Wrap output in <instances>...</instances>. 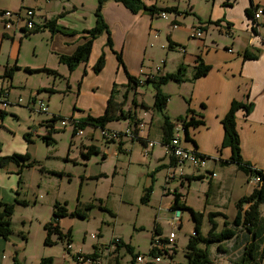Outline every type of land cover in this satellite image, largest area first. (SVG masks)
I'll use <instances>...</instances> for the list:
<instances>
[{"label": "rangeland", "instance_id": "1", "mask_svg": "<svg viewBox=\"0 0 264 264\" xmlns=\"http://www.w3.org/2000/svg\"><path fill=\"white\" fill-rule=\"evenodd\" d=\"M168 1L158 0L157 3L165 8L162 5H167ZM97 6L98 0H0L1 11L17 12L31 7L36 10L35 22L38 25L44 21V16L58 25V32L55 33L51 27H42L36 34H9L2 39L4 27L0 16V82L5 79V83L10 86V100L13 102L0 118V156L14 153L30 155V160L25 161L26 166L22 170L19 165L24 163L22 161L19 164L12 162L6 166L0 165V201L15 205L11 224L13 233L9 239L0 236V264H40L44 257H52L53 264H115L116 260L120 264H133L131 254L125 248L119 249L114 241L120 238L130 243L136 252L148 254L154 236L165 237L170 233L173 211L169 207L176 193L183 195L182 201L189 194V203L203 213L202 237L207 235L211 227L208 213L204 212L209 180L186 181L183 189L179 181L167 182L166 169L155 171L157 157L164 155L166 146L159 128L151 129L150 137L157 142L151 150L153 154L145 159L139 143L134 145L135 154L132 158L124 154L117 157V148L112 144L86 159L85 154L89 149L84 143L91 141L93 134L94 142L100 145L102 128L98 127L93 133V128L88 125L83 128L81 137L72 135L80 119L92 115V112H103L105 98L111 90L113 92V88L116 98L124 101L116 89L124 84L127 73L118 61L115 50L107 44L106 32L93 40L89 60L80 63L73 71L59 58L62 53L72 54L78 45L91 38L86 31L96 25ZM166 12L167 19L161 17L159 12L152 16V21L151 15L146 13L147 22L139 16L143 12L136 13L139 14L135 21L137 32L140 26L142 34L151 31V38L143 46V50L147 48V54L140 60V79L145 84L138 86V91L145 93L143 98L151 107L146 108L137 99V94L130 93L124 109L130 110L132 116L143 118L147 128L149 114L144 111L152 109L155 87L153 82L146 80L149 75L161 76L166 60V69H174L183 54L176 48L170 50L166 34H182L183 37L190 34L182 29L186 26L184 24L173 27L174 12ZM25 23L21 21V26ZM137 35L141 38V34ZM127 49L126 54H131V48ZM103 53L106 65L96 71L97 60ZM15 66L20 69L14 71L12 78L3 76L7 69H14ZM158 66H161L160 71L156 70ZM26 67L35 69V72L29 73ZM184 71L186 76V69ZM20 96L24 103L16 104ZM130 96H134L136 104ZM31 97L42 99L47 111L37 112L32 103L26 105ZM154 110L162 118L163 112ZM54 117L56 131L52 134L53 142L48 144L44 136L50 128L47 124L52 123L50 120ZM128 122H133L130 117L111 122L107 127L119 129ZM104 151L108 154L106 159H103ZM218 171L221 174V169ZM232 177L244 189L252 186L245 181V175L240 171ZM150 185L153 186L151 200L143 204L141 198L144 189ZM180 189L183 192H179ZM23 201L26 203L22 204ZM56 203L67 208L68 214L61 218L63 221H59V224L64 234L70 232V241L67 237L60 239L57 233H53L51 242L46 243L47 231L44 226L53 220ZM232 211L231 208L230 215ZM260 211L264 217V203ZM78 212L85 213L87 217H80ZM216 220L220 230L223 218L219 216ZM194 228L191 212L183 210L182 227L176 234L172 256L161 258L156 264L184 262L185 247ZM68 243L71 244L70 249ZM237 243L234 240L222 242L229 248L227 252L219 250V244L213 242L202 243L201 247L207 251L210 264H238L243 247ZM79 252V256L92 252L99 256L96 261H86L85 258L79 262L74 258ZM262 262L264 264V256Z\"/></svg>", "mask_w": 264, "mask_h": 264}, {"label": "crops", "instance_id": "2", "mask_svg": "<svg viewBox=\"0 0 264 264\" xmlns=\"http://www.w3.org/2000/svg\"><path fill=\"white\" fill-rule=\"evenodd\" d=\"M144 1L146 4L155 3L158 5V0ZM158 6L161 7V5ZM162 6L175 8L176 11L174 12L172 21H175L178 26L180 24L186 25L182 29L190 33L187 34L188 38H186L187 36L183 37L182 34H166L170 50L176 48L183 54H181V59L178 60L174 69H166V63H168L166 60L164 71H161L160 75L177 72L181 66H184L186 76L179 83L170 81L162 86V91L168 96L164 114L177 122L176 127L180 125V121L176 120L180 116L186 117L188 115L186 119L189 120L192 115L203 121V124L198 127H190L189 134L192 141L185 139V144L188 147L198 149L204 155L211 158L209 169L216 173V176L213 178H207L203 174L200 175L203 176L201 180L204 178L209 180L204 212H220L221 214H225L229 220H232L237 213V201L241 197L249 195L255 188L254 185L246 189L242 188L232 175L240 171L245 175L246 182L249 179L248 175L239 170L235 164H225L230 158L232 150L230 146L224 145L226 135L222 120L234 101L251 104L252 106L249 113L241 109L237 112L236 116L242 157L247 165L264 171V13L257 20L258 27L256 23L252 27L251 22L254 15L250 17L248 14V10H252L254 13L258 7L264 10V0H170L167 5L164 4ZM103 15L111 31L114 45L113 50L122 54L124 64H127L129 73L142 81L140 79L142 66L140 60L147 54V48L143 50V46L151 38V31L148 30L147 34H142V27L140 26V31L137 32L135 21L136 17H138L136 15L139 14L131 12L120 2L108 0L106 5H104ZM139 16L144 22H147L146 13ZM150 17L152 21V16ZM49 20V17L44 16V21L37 28L41 29L45 27ZM184 22H187V24ZM54 25L55 27L52 31L55 33L58 32L56 28L58 25ZM193 29H200L202 36L200 38L193 37ZM16 33L25 34L26 32L23 29H17L14 30V33H10L3 29L1 33L2 39L9 34ZM137 34H141V38H138ZM127 48H131V54H126ZM246 52L256 54V57L247 58L245 57ZM198 60H201L205 65H209L210 69L205 75L194 78L196 67L199 64ZM3 76L5 77V75ZM126 78H124V84L121 85L120 89L117 87L116 92L123 96L129 90L128 98L130 93L137 94V99L148 106L146 108H150V104L143 98L145 93L139 92L138 87H129L128 79ZM144 84L145 82L142 81L141 85ZM111 92L112 90L108 97L105 98L106 103L103 104V112L100 114L92 112V115L100 116L104 114ZM130 98L136 104L134 96H130ZM154 100L155 93L153 95L152 106ZM130 107L131 105L129 104ZM190 110L193 112L188 114ZM6 111L0 113V118L3 117ZM144 112L149 114V119H146L148 128L145 122L146 126L142 132V138L152 140L150 137L152 128H159L162 132L163 114L162 118H159L153 107ZM138 117V115L137 117L131 116V122L138 119ZM142 119L140 120L143 121L144 119ZM128 124L129 122L125 123L124 127ZM94 141L92 134L91 141L84 143L87 149L95 146L101 153L103 148L109 147V145L113 146L112 144L104 146L105 144L103 143L98 145ZM135 143H139L141 146L142 157L145 159L147 156L143 154L144 146L140 141L124 142L122 151L118 152L117 150L115 155L119 157L120 154H124L132 158L135 154ZM115 147L117 148L116 145ZM164 148V155L157 157L158 165L156 169H166L168 173L169 168L174 164V159L168 151L167 145ZM103 154L107 158L108 154L105 151ZM150 154H153L152 151ZM219 169L222 171L221 174L218 171ZM186 171L188 179L189 177L198 176L193 173L192 168H188ZM171 181L175 182L178 180H167V182ZM180 185L183 186V189L185 188L184 183ZM224 192L226 193L225 195ZM188 196L189 194L183 199L186 205L196 211L199 210L189 203ZM231 208L233 209L232 215L229 213ZM60 221H63V219H60ZM223 221L224 219L221 222L222 224ZM223 247L229 249L225 244Z\"/></svg>", "mask_w": 264, "mask_h": 264}, {"label": "trees", "instance_id": "3", "mask_svg": "<svg viewBox=\"0 0 264 264\" xmlns=\"http://www.w3.org/2000/svg\"><path fill=\"white\" fill-rule=\"evenodd\" d=\"M108 0H98V6L96 10V25L94 28L86 31L89 35H91V38L86 39L82 44L78 45L76 50L72 54H61L59 56L60 61L62 63H65L70 71H73L76 69V67L82 63L87 62L89 60L90 54L92 52V46H93V40L98 36L101 35L103 32H106L107 34V44L113 49V40L111 31L109 29V26L107 22L104 19L103 15V8L104 5H106V2ZM116 2L122 3L126 8H128L133 13H148L151 16L156 15L157 13L161 11H169V12H175L176 9L172 7H165L161 8L157 6L156 4L148 5L143 0H113ZM3 11L0 10V14ZM248 14L250 17L253 16V11L248 10ZM55 22L52 20H49L45 27H55ZM256 29V28H255ZM254 29V30H255ZM40 28H36L30 32H26V35L33 34L36 32H39ZM118 61L123 66L124 70L127 73V79L129 87L137 88L139 85H141V82L139 78L131 75L126 68V65L123 64L124 60L122 57V54L120 52L114 51ZM245 57L247 58H255L256 54H250L249 52L245 53ZM199 64L196 67V72L194 75V78H199V76L205 75L209 69V65H205L201 60H198ZM106 62L105 54L103 53L97 60L95 70L100 71ZM20 68L18 66H15L14 69H7L5 72V77L12 78V75L15 70H19ZM26 71L29 73H34L35 69H31L30 67L25 68ZM185 67L181 66L177 72L173 73H166L159 77H154V79H147L148 82H153V85L155 87V100L153 104V108L156 110H159L163 112V123H162V142L165 145H168L171 141V138L173 137L175 133V127H176V121H173L170 119V117L166 114H164V109L166 108V104L168 102V96L164 94L162 91V86L167 84L170 81L175 82H181L184 80V74H185ZM115 88H113V92L110 94L107 106L105 109L104 114L100 116H92L87 115L86 117L80 119L73 130V136L76 135V129L80 128L83 129L86 126H91L93 128L98 127L105 128L114 121H120L121 119H127L131 118V111H125V101L128 98V92H125L123 94L124 101H120L116 98L115 94ZM135 101V100H134ZM143 106H146L143 103ZM251 104H244L238 101H234L232 105L230 106V110L226 114V116L223 118L222 123L225 129V139H224V145L230 146L231 148V156L230 158L225 162V164H235L239 170H242L245 172L248 177L252 176H260L261 182L258 185V187H255L253 191L249 195H245L241 197L237 203V213L235 217L232 220H229L228 217L225 214H221L220 212H210L208 213L209 221L211 224V227L205 237L201 236L200 230L202 226V218L203 213L200 211L194 210L192 207L186 205L184 201H182V194L176 193L174 196L173 203L170 206V210L174 211L176 209L180 210H189L191 212L192 218L195 222V228L194 232L195 234L192 235L187 242V245L185 247V257L186 260L179 264H210L211 259L209 258V255L207 251L203 250L201 247L202 243H218V249L222 252H227L229 249H226L223 247L224 244H221L224 241H232L234 240V243H237L238 239H241L240 242H238V246H242L243 250L241 255L238 258V264H263V256H264V217L261 214L260 206L264 203V171L259 170L256 168H253L246 164L242 157L241 152V142H240V135L237 129V123H236V116L237 112L241 109H243L246 113H249L251 110ZM193 111H188V114ZM188 115L186 117H178L176 118L177 121L182 122V126L184 129V136L185 139L192 141L189 134L190 127H198L199 125L203 124V121L200 119H197L195 116H190V119L187 120ZM52 123H48L47 126L50 127L48 130V133L44 136L46 142L48 144L53 142L52 134L55 132V128L53 123H55L56 118L50 120ZM138 141L142 142L143 145L146 143V139L138 137ZM195 143V142H194ZM121 149V148H119ZM93 153H100L97 150V147L91 146L88 150V152L85 154L86 158H89L91 154ZM106 158V155L103 154V159ZM30 160V155H20L17 153H14L13 155H7V156H0V165L6 166L9 163H17L19 164L21 161L24 162L22 164H19L20 170H22L23 167L26 166L25 161ZM32 163H30L31 165ZM160 170V168H157ZM157 169L155 171H157ZM21 172V171H20ZM203 176H197V177H189V182L195 179H202ZM153 191V186L150 185L144 189L143 196L141 198V202L143 204H148L151 200V195ZM26 203L25 201L22 202V204ZM248 204L247 207H245ZM26 205V204H25ZM14 204H7L0 201V207L2 210L0 211V236L4 239H9V237L13 233L12 229V215L14 212ZM67 208L65 206L60 205L59 203H56L54 205L53 209V220L49 223L45 224L44 228L47 231V239L46 243L51 242V235L53 233H57L58 237L62 239L63 237H70L69 234H64L63 231L60 228L59 221L62 217L66 216ZM80 217L86 218L87 215L84 213H77ZM221 216L223 221V227L218 230L219 223L217 222L216 218ZM156 233H159L157 231ZM70 241V238H69ZM118 247L125 248L126 251L131 254L132 259L131 262L134 264L136 261V257L138 256L139 252L135 251V248L130 245V243H126L120 239V242L118 243ZM98 254L96 252H92L91 254L85 255L86 259H91L93 261H96L98 259ZM76 259V257H74ZM77 260V259H76ZM87 261V260H86ZM40 264H53V258L52 257H44L41 259ZM115 264H120L118 260H116Z\"/></svg>", "mask_w": 264, "mask_h": 264}, {"label": "built area", "instance_id": "4", "mask_svg": "<svg viewBox=\"0 0 264 264\" xmlns=\"http://www.w3.org/2000/svg\"><path fill=\"white\" fill-rule=\"evenodd\" d=\"M253 14V20H252V27L255 26L254 23H256L258 27V19L262 16L264 13V10L260 7H258ZM0 16L2 17L3 21V27L7 32L14 33V30L17 29H23L26 32H30L38 27V24L35 22L36 20V10L34 8H23L20 9L17 12H11L9 10L3 11ZM160 16L163 18H168V14L166 11H161ZM26 22L24 26H21V21ZM173 27H177L178 24L175 21H172ZM193 37L200 38L202 36V31L200 29H196L192 32ZM184 51V49H182ZM231 51V50H230ZM164 63V61H162ZM157 71L161 70V66H158L156 68ZM155 76L149 75L148 79H154ZM142 82V81H140ZM5 83V79H2L0 82V113L7 110V108L13 104V102L10 100V93L11 88H9ZM16 104H23L24 99L20 96L19 99L15 102ZM32 103V105L35 107V110L37 112H46L47 108L45 105V102L40 99L37 100L35 97H31L28 102H26V105H29ZM53 119V118H52ZM63 124L65 122H62ZM145 128V123L141 121L140 119H136L131 124L127 125L126 127L122 129H111L108 127L102 128L100 132V141L103 144H114L117 146L118 152L122 151V148L124 146V142L126 141H138V137L142 138V132ZM175 133L173 137L171 138V141L167 145V149L170 152L171 156L174 159V164L169 168L167 173V180H174L177 179L180 183H186L188 181V173L187 169L192 168L193 173L197 176H200L203 174V176L207 178H213L216 176V173L214 171H211L209 169V163L211 161V158L204 155L201 151H199L196 148L188 147L185 144V136H184V129L182 126V122H180V125L175 127ZM96 127L93 128V131L95 132ZM181 130V133L179 131ZM84 134L83 129L77 128L76 130V136H82ZM146 143L143 145V154L145 156H149L151 153V150L156 145L157 141L148 140L146 139ZM106 146V145H104ZM121 148V149H119ZM261 177L258 176H252L249 177L248 182L255 187H258V185L261 182ZM248 204L245 206L247 207ZM170 225L171 230L169 235L165 237L161 236H154V238L151 241V247L148 254L139 253L136 257V261L139 264H156V262L160 261L161 258L165 257H171L174 246L176 243V234L179 229L182 227V211L180 209H176L173 211L172 216L170 217ZM195 232H193L192 235H194ZM92 237H95V235H92ZM120 242V238H116L114 243L118 245ZM68 249L71 248V244L68 243ZM81 252L77 253L75 255L77 261L81 262L83 259H85V256H79ZM87 261H92L91 259H86ZM15 264H21L20 262H15Z\"/></svg>", "mask_w": 264, "mask_h": 264}]
</instances>
